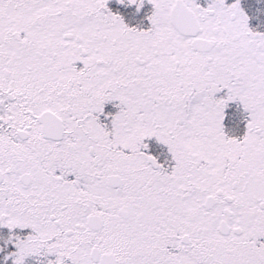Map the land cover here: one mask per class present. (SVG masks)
Wrapping results in <instances>:
<instances>
[{
    "label": "snow or ice",
    "instance_id": "6c2138e0",
    "mask_svg": "<svg viewBox=\"0 0 264 264\" xmlns=\"http://www.w3.org/2000/svg\"><path fill=\"white\" fill-rule=\"evenodd\" d=\"M0 264H264V0H0Z\"/></svg>",
    "mask_w": 264,
    "mask_h": 264
}]
</instances>
